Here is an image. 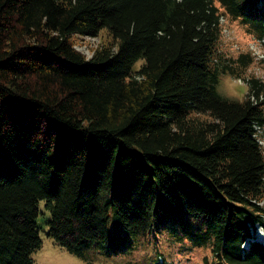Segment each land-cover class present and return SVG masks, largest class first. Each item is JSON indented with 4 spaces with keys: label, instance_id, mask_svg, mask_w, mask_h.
I'll use <instances>...</instances> for the list:
<instances>
[{
    "label": "trees",
    "instance_id": "obj_1",
    "mask_svg": "<svg viewBox=\"0 0 264 264\" xmlns=\"http://www.w3.org/2000/svg\"><path fill=\"white\" fill-rule=\"evenodd\" d=\"M262 1L0 0V264H31L43 225L81 259L164 233L264 264V82L218 49L222 16L264 47ZM101 31L91 58L74 49Z\"/></svg>",
    "mask_w": 264,
    "mask_h": 264
},
{
    "label": "rangeland",
    "instance_id": "obj_2",
    "mask_svg": "<svg viewBox=\"0 0 264 264\" xmlns=\"http://www.w3.org/2000/svg\"><path fill=\"white\" fill-rule=\"evenodd\" d=\"M264 4V1H262ZM221 25V39L218 44L219 51L225 57L237 58L240 54H249L253 59L247 68L244 78L254 77L264 82V47L262 40L248 33L239 20L227 17L219 19ZM111 44L112 40L106 31H101L96 37L78 38L74 49L85 58H91L93 52L103 44ZM142 62H139L138 67ZM217 92L229 99L242 101L247 93L244 79H235L227 74L218 77ZM206 119V118H202ZM40 206L43 203L40 202ZM264 209V197L259 203ZM44 218L49 220L45 212ZM46 226L43 225L40 240L41 247L31 256V264H204L212 263L213 256L210 247L192 248L187 242L178 243L166 234L152 236L150 234L139 237L131 253L103 256L95 251L96 246H90L84 251V259L75 257L65 249L58 246L55 241L46 235ZM263 231L260 226L255 227L253 240L263 242ZM244 243L247 247L248 242ZM243 247V246H242Z\"/></svg>",
    "mask_w": 264,
    "mask_h": 264
},
{
    "label": "built area",
    "instance_id": "obj_3",
    "mask_svg": "<svg viewBox=\"0 0 264 264\" xmlns=\"http://www.w3.org/2000/svg\"><path fill=\"white\" fill-rule=\"evenodd\" d=\"M253 130H254L253 137L264 156V125H254Z\"/></svg>",
    "mask_w": 264,
    "mask_h": 264
}]
</instances>
